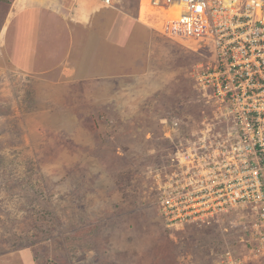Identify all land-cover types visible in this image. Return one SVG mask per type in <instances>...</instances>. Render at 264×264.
I'll return each mask as SVG.
<instances>
[{
	"label": "rangeland",
	"instance_id": "rangeland-1",
	"mask_svg": "<svg viewBox=\"0 0 264 264\" xmlns=\"http://www.w3.org/2000/svg\"><path fill=\"white\" fill-rule=\"evenodd\" d=\"M113 3L143 34L82 67L81 105L95 113L75 131L53 129L66 90L17 73L0 84V264H221L227 249L242 253L225 216L180 232L159 221L156 175L178 170L174 152L212 115L192 79L204 51L137 22L139 0Z\"/></svg>",
	"mask_w": 264,
	"mask_h": 264
},
{
	"label": "built area",
	"instance_id": "built-area-1",
	"mask_svg": "<svg viewBox=\"0 0 264 264\" xmlns=\"http://www.w3.org/2000/svg\"><path fill=\"white\" fill-rule=\"evenodd\" d=\"M102 3L114 6L113 0ZM147 5L139 0L137 22L193 52L204 51L192 79L212 114L201 123V137L192 131L185 152H174L178 170L156 175L163 225L180 232L225 216L226 227L244 235V246L238 255L227 249L221 264H264V0Z\"/></svg>",
	"mask_w": 264,
	"mask_h": 264
},
{
	"label": "crops",
	"instance_id": "crops-1",
	"mask_svg": "<svg viewBox=\"0 0 264 264\" xmlns=\"http://www.w3.org/2000/svg\"><path fill=\"white\" fill-rule=\"evenodd\" d=\"M114 9L106 7L102 0H0V84L17 78H5V74L17 73L22 81L39 80L52 90H66L69 106L60 108L64 97L59 95L55 112L58 109L62 118L53 129L58 133L68 128L75 131L95 113L81 105L82 89L78 85L88 80L81 77L82 67L89 62L97 66L110 48L129 42L131 34L138 40L143 34L136 23L123 18L125 23L121 24L122 12L114 13Z\"/></svg>",
	"mask_w": 264,
	"mask_h": 264
},
{
	"label": "trees",
	"instance_id": "trees-1",
	"mask_svg": "<svg viewBox=\"0 0 264 264\" xmlns=\"http://www.w3.org/2000/svg\"><path fill=\"white\" fill-rule=\"evenodd\" d=\"M153 207L155 208V210H157V208H156L157 206L153 205ZM157 215L159 216V214H157ZM158 216H157V217H158ZM158 219H159V221L162 223L161 217H159ZM163 226H164V225H163ZM194 227H196V228H200V227H197V226H194ZM226 245H227V244H226Z\"/></svg>",
	"mask_w": 264,
	"mask_h": 264
},
{
	"label": "bare ground",
	"instance_id": "bare-ground-1",
	"mask_svg": "<svg viewBox=\"0 0 264 264\" xmlns=\"http://www.w3.org/2000/svg\"><path fill=\"white\" fill-rule=\"evenodd\" d=\"M146 1V0H145ZM145 5V4H144ZM146 7V6H145ZM145 11V10H144Z\"/></svg>",
	"mask_w": 264,
	"mask_h": 264
}]
</instances>
